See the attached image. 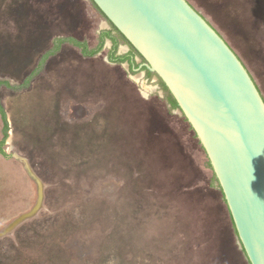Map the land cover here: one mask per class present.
<instances>
[{
  "label": "rangeland",
  "instance_id": "374dc122",
  "mask_svg": "<svg viewBox=\"0 0 264 264\" xmlns=\"http://www.w3.org/2000/svg\"><path fill=\"white\" fill-rule=\"evenodd\" d=\"M186 1L264 98V0ZM109 29L88 0H0V80L21 83L54 38L94 48ZM110 48L64 44L28 90H1L0 264H247L181 113Z\"/></svg>",
  "mask_w": 264,
  "mask_h": 264
},
{
  "label": "water",
  "instance_id": "95a60500",
  "mask_svg": "<svg viewBox=\"0 0 264 264\" xmlns=\"http://www.w3.org/2000/svg\"><path fill=\"white\" fill-rule=\"evenodd\" d=\"M91 1L144 59L134 70L154 73L176 101L247 260L264 264V99L251 75L186 0Z\"/></svg>",
  "mask_w": 264,
  "mask_h": 264
},
{
  "label": "trees",
  "instance_id": "16d2710c",
  "mask_svg": "<svg viewBox=\"0 0 264 264\" xmlns=\"http://www.w3.org/2000/svg\"><path fill=\"white\" fill-rule=\"evenodd\" d=\"M88 1L92 4V6L95 8V10L100 14V16L103 18V20L106 21L107 24L110 26L109 30L100 31V33L98 34L97 45L94 48H89L85 41H78V40L71 38V37L54 38L52 40V47L41 56V58L38 61L37 66L22 80V82L19 84H11L7 80H0V92H1V90H7L10 92H17L18 93V92H24V91L28 90L31 86V83L39 75L42 74L43 67H44L46 61L49 59V57L56 54L60 50L62 45H64V44H69V45L79 49L80 55L82 57L92 58L102 50L103 45H104V41L108 40L111 42V48L107 54L109 62L114 63V64L127 63L131 71H133V69L137 68L139 65L138 63L135 62L134 56L139 57V59L141 60L142 63L144 62V59L126 41V39L121 35V33L106 19V17L101 13V11L96 7V5L91 0H88ZM119 43H123V44L127 45L128 48L130 49V53H127V54L121 55V56L116 55ZM142 70L145 71L148 76H155L156 77V75L154 73L149 72L145 68H142ZM157 80L159 81L162 89L167 93L166 100H167L168 105L171 107V109L179 110V108L176 104V101L174 100L172 95L169 93L168 89L165 87V85L162 83V81L159 78H157ZM182 117H183V115H182ZM183 119L186 122V119L184 117H183ZM0 120L2 123L1 139H0V154L5 157L6 154H5L3 147H4L6 140L8 139V136H9V124H8L7 114H6V111L2 105L1 99H0ZM187 125H188V123H187ZM188 127H189V130L192 132L194 138L197 140V137L193 133L191 127L189 125H188ZM197 143L200 146V149L203 151L198 140H197ZM203 153H204V151H203ZM204 155H205V153H204ZM205 157H206V155H205ZM206 159H207V157H206ZM207 167L212 172L213 181L216 183L217 190L219 191L221 199H222L223 203L225 204L224 197L221 193L220 187L217 183V179L213 174V171H212L211 166L208 162V159H207ZM226 210H227V207H226ZM227 213H228V210H227ZM228 217L230 220L232 231H233V233L236 237V240L238 242L240 251H241L244 259L246 260L247 264H250L249 261L247 260V257L244 253L243 248L241 247V245L239 243V239L237 237V233L235 231V228H234V225L231 221V217H230L229 213H228Z\"/></svg>",
  "mask_w": 264,
  "mask_h": 264
},
{
  "label": "flooded vegetation",
  "instance_id": "af4514ba",
  "mask_svg": "<svg viewBox=\"0 0 264 264\" xmlns=\"http://www.w3.org/2000/svg\"><path fill=\"white\" fill-rule=\"evenodd\" d=\"M136 59H138V62H137ZM134 60H135V62L138 63L139 65L142 64V62H141V60L139 59V57L134 56ZM139 65H138V66H139ZM137 68H138V67H137ZM135 69H136V68H135ZM133 70H134V69H133ZM141 71H143V70L141 69Z\"/></svg>",
  "mask_w": 264,
  "mask_h": 264
},
{
  "label": "bare ground",
  "instance_id": "6f19581e",
  "mask_svg": "<svg viewBox=\"0 0 264 264\" xmlns=\"http://www.w3.org/2000/svg\"><path fill=\"white\" fill-rule=\"evenodd\" d=\"M140 74L136 76V78H139Z\"/></svg>",
  "mask_w": 264,
  "mask_h": 264
}]
</instances>
